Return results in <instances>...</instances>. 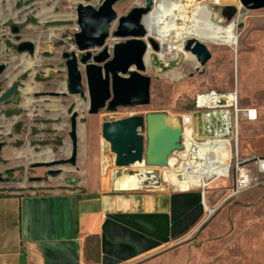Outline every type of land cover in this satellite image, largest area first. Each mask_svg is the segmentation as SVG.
I'll return each instance as SVG.
<instances>
[{
    "label": "rangeland",
    "instance_id": "374dc122",
    "mask_svg": "<svg viewBox=\"0 0 264 264\" xmlns=\"http://www.w3.org/2000/svg\"><path fill=\"white\" fill-rule=\"evenodd\" d=\"M102 1L0 0V66H5L0 74V96L11 84H16L18 95L16 103L12 99L0 103V142L6 143L1 151L0 195H53L78 191L86 168L93 171L95 160L98 168L102 166L105 191L110 187L120 190L125 183L127 188L131 184L135 187V179L139 180L141 189L144 175L152 168L143 164L114 168L109 153H101L102 123L147 113H163L180 123L183 114L193 111L196 94L206 91H236L240 109H256L258 119L255 123L243 120L239 123L240 157L254 145L256 138L251 137L252 130L264 123V9L245 11L238 0L211 5L212 17L205 18L220 26L235 21L236 42L204 44L211 57L203 67L195 61L183 60L182 56L176 60H159L156 56L159 50H153L148 42L152 38L145 36L142 41L152 56L146 65L144 63L142 73L150 79L149 105L117 108L113 113L101 110L89 116L87 94L74 98L68 95L62 54L74 52L79 60L81 54L73 42L78 32L76 7L81 4L97 9ZM145 2L118 0L113 6L116 19L127 16L134 8L144 7ZM196 2L206 4V0ZM231 7L236 8L233 15L229 14ZM46 11L56 20L41 22L39 16ZM117 20L111 24L104 44L110 58L114 45L125 42L113 36ZM26 42L34 44L32 54L17 50ZM101 51L94 49L90 53L95 57ZM24 55L34 63L27 71L21 67L20 56ZM78 69L85 87L84 67L79 64ZM172 71L181 78H171ZM27 85L32 91L25 94ZM73 112L77 114L75 165L41 166L44 162L70 157L68 134ZM259 140L264 138L259 137ZM44 151L51 152L52 158L37 160L36 155ZM168 164L172 165L171 158ZM49 170L58 171V175H48ZM154 171L161 173L162 169ZM230 184V181H217L210 186L205 202V206L214 211L210 218L164 251L133 264H264V174L254 173L249 189L233 199L228 198Z\"/></svg>",
    "mask_w": 264,
    "mask_h": 264
},
{
    "label": "crops",
    "instance_id": "0c3cea01",
    "mask_svg": "<svg viewBox=\"0 0 264 264\" xmlns=\"http://www.w3.org/2000/svg\"><path fill=\"white\" fill-rule=\"evenodd\" d=\"M253 136L244 159L264 158V140H259L264 123L254 127ZM96 162L93 171L86 168L78 191L0 195V264H133L164 251L204 222L196 190H140L135 179V187L125 183L119 188L130 191H105Z\"/></svg>",
    "mask_w": 264,
    "mask_h": 264
},
{
    "label": "water",
    "instance_id": "95a60500",
    "mask_svg": "<svg viewBox=\"0 0 264 264\" xmlns=\"http://www.w3.org/2000/svg\"><path fill=\"white\" fill-rule=\"evenodd\" d=\"M118 0H103L101 5L94 9L89 5L79 4L76 7V22L78 32L73 42L79 60L74 52L62 54L66 68L67 91L70 97H84L87 94L89 116H95L101 110L109 113L117 108L143 107L150 103V79L143 76L145 70L144 55L146 43L142 41L146 31L141 24L143 16L151 11L152 0H146L145 6L132 9L127 16L116 19L113 6ZM239 6L245 11L264 9V0H238ZM236 13V8H229V14ZM117 20L114 37L125 39V42L115 44L110 58L105 41L109 36L111 24ZM17 30V29H15ZM151 48L157 51L156 43L149 39ZM102 49L95 57L90 51ZM19 52L33 53L34 44L22 43L17 47ZM184 51L194 56L200 67H203L211 55L206 46L188 40ZM84 67L85 87L78 65ZM102 65V66H100ZM5 66H0V74ZM17 86L11 84L0 96V103L13 99L18 100ZM64 95V94H63ZM57 96V94H53ZM77 114L71 113L69 140L71 144L70 157L58 162L41 164L44 167L69 164L74 166L77 156ZM100 136L101 153L112 156V164L116 169L129 168L134 164H143L149 168H164L169 158L175 152L182 150V128L179 122H172L163 113H147L145 116H134L122 120H106L101 125ZM6 146L0 142L1 151ZM132 173V172H131ZM48 175L56 177L58 171H48ZM105 175H108L104 173ZM159 179L154 173H146L141 189L157 187Z\"/></svg>",
    "mask_w": 264,
    "mask_h": 264
},
{
    "label": "built area",
    "instance_id": "2783aa9c",
    "mask_svg": "<svg viewBox=\"0 0 264 264\" xmlns=\"http://www.w3.org/2000/svg\"><path fill=\"white\" fill-rule=\"evenodd\" d=\"M257 119L256 109L238 107L236 91L196 94L193 111L180 118L182 150L172 155V165L161 168V173L155 172L156 168L148 171L156 174L159 185L143 189L169 193L196 190L205 220L210 218L214 211L205 207V196L212 184L230 181L228 198L233 199L249 189L254 173L264 174V158L244 159L239 155V123ZM217 168L225 169L216 174L213 170ZM195 177L196 187H192L190 179Z\"/></svg>",
    "mask_w": 264,
    "mask_h": 264
},
{
    "label": "bare ground",
    "instance_id": "6f19581e",
    "mask_svg": "<svg viewBox=\"0 0 264 264\" xmlns=\"http://www.w3.org/2000/svg\"><path fill=\"white\" fill-rule=\"evenodd\" d=\"M225 2L226 0H206V4H203L196 2V0H186L185 2L183 0H153L151 11L143 16L141 24L146 31V36L151 37L159 44V52L156 54L157 58L166 61L176 60L182 56L183 60L189 59L190 61L196 62L194 56L184 51L183 44L185 45L188 40H195L203 45L234 44L236 42L235 21L226 26H220L209 22L205 18L206 16L212 17L211 5H221ZM43 13L39 16L41 22L55 18L50 12L46 11ZM151 57V52L146 47V53L144 55L145 65L151 60ZM20 61L23 71L30 69L34 64L25 55L20 56ZM170 75L175 80L181 78V75L178 73L175 74L174 71ZM31 91L32 89L27 85L24 93L28 94ZM170 121L173 122L174 119H170ZM184 136L188 138V133H185ZM110 156L109 154V160L112 163V156ZM51 158L52 155L49 151H44L36 155L37 160H50ZM140 165L134 164L132 166L137 167ZM224 169H215L213 172L219 174ZM190 185L196 187V177L190 179Z\"/></svg>",
    "mask_w": 264,
    "mask_h": 264
},
{
    "label": "flooded vegetation",
    "instance_id": "af4514ba",
    "mask_svg": "<svg viewBox=\"0 0 264 264\" xmlns=\"http://www.w3.org/2000/svg\"><path fill=\"white\" fill-rule=\"evenodd\" d=\"M25 71H27V70H25ZM16 95H17V94H16ZM12 101H13V99H12ZM16 102H17V101H16ZM16 102L13 101V103H16Z\"/></svg>",
    "mask_w": 264,
    "mask_h": 264
}]
</instances>
